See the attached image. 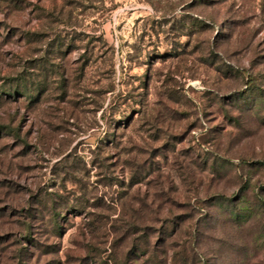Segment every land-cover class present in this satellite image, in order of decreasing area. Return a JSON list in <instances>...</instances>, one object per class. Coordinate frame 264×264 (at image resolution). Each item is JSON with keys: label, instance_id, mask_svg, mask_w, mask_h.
<instances>
[{"label": "rangeland", "instance_id": "obj_1", "mask_svg": "<svg viewBox=\"0 0 264 264\" xmlns=\"http://www.w3.org/2000/svg\"><path fill=\"white\" fill-rule=\"evenodd\" d=\"M24 250L264 264V0H0V264Z\"/></svg>", "mask_w": 264, "mask_h": 264}, {"label": "trees", "instance_id": "obj_2", "mask_svg": "<svg viewBox=\"0 0 264 264\" xmlns=\"http://www.w3.org/2000/svg\"><path fill=\"white\" fill-rule=\"evenodd\" d=\"M13 92H15V91L14 90L12 91L11 89H9L7 91V95H10ZM30 211L32 213L29 212V215L32 216L33 218H38V217H40V215H42V217H44L43 216L44 210H41V214H38V215L36 214L37 212H34V210H30ZM72 211L73 210H53L51 212V215L55 216V217H53V218H55L54 228H53V229H55L54 231L59 232V229L61 228V226L58 224L57 217L63 218V217H65L66 214H72ZM122 222H123V226L121 227V229L123 230V232H122L121 240L125 241L128 237H131V236L133 237V239L131 241V247L128 248V250H127L128 254H130V255H132V254L133 255H139V254L155 255L156 254V252H157L156 247L158 244H157V242H154V243L151 242L149 233L145 232L142 236H137L138 232L140 230L136 224V219L133 221V223H130V224L127 221L122 220ZM124 222L128 223V224H125ZM121 229H116V232L121 231ZM29 235H30V233H28V231H27V232H25L24 237L30 239ZM168 236L172 237L173 231ZM142 238H144L143 241H142ZM32 241L34 242V240H32ZM32 245H34V244H32ZM21 249H23V248H21ZM21 253H23L24 255L22 254V256H20L19 264H28L27 259H25L26 258V255H25L26 251L24 250ZM128 261H129V259L126 258L124 264H129Z\"/></svg>", "mask_w": 264, "mask_h": 264}]
</instances>
